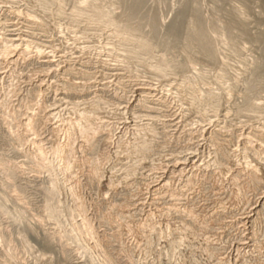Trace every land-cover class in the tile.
Returning a JSON list of instances; mask_svg holds the SVG:
<instances>
[{
  "label": "rangeland",
  "instance_id": "1",
  "mask_svg": "<svg viewBox=\"0 0 264 264\" xmlns=\"http://www.w3.org/2000/svg\"><path fill=\"white\" fill-rule=\"evenodd\" d=\"M0 1H2L0 4V23L3 22L0 24V32L5 33L9 29L8 25L14 21L11 19L8 11H12L13 7V10L19 9L26 11V9L30 8L27 5L30 4L28 2L29 0ZM51 1L50 4L52 6H48L47 12L43 13L45 15L47 14L46 20L44 18L45 23L41 19L43 26L36 27L38 28L36 32L40 33L38 39L51 40L52 38H46L44 36L55 38L63 33L60 35L63 39L60 42L58 40L55 41V45L57 44L56 47L59 50L60 48L62 49L60 53L55 55L57 56L55 60H58V55H65L64 57L62 56V59L64 63L67 62L65 64L62 63L61 66L67 65L77 70L89 71V76L85 78L84 82H89L91 85L90 87L87 85L86 88L83 87L84 90L81 89L78 93L84 94L76 96L77 98L67 95L66 100L68 102L71 101L73 104L66 106L65 111L57 112L59 114L55 117L57 120L48 119L50 122L48 120H45V122V115L50 110L48 107L52 106V109L58 105L54 100L56 97L55 92H58L59 89L57 85L52 84L53 87L51 86L47 91L44 90V92H41L38 85L40 84L39 81H41L40 74L42 73V68L32 63L29 64V60L24 63H19L17 66L1 69L4 72L1 71L3 73L1 77L3 78L0 79V158L2 160L0 161V264H101L100 262L95 263L91 259L89 248L87 249L84 246L87 241V245L92 247V241L89 238L85 239L81 234H78V239L76 238L74 234L76 233L74 230L76 225H73V223L79 220L83 221V225L91 228V233L93 229L97 233L100 241L103 240L101 242L103 248L112 257L114 264H182L184 256L189 257V264H264V209L259 217L260 224L257 227L259 230L256 229L258 234L255 233L254 225L252 228H249L250 223L245 224L241 220H237L242 216L244 218L249 213H254L253 210L250 212V209L254 205L253 202L256 203L259 197H262L264 194V180L260 181V184L259 182L247 184V176H243V174L239 175V179L241 178L239 180L240 184L243 186L242 191L243 193L245 192L244 196L246 199L248 197V199L243 204H238L240 205L239 208L231 203L228 207V203L230 202L228 198L234 192L235 186H232L229 180H225L227 179L226 175L225 181L219 176L221 174H219L217 163H215V158L218 153L220 155H227L230 152V155L231 152L233 154L234 149L237 150L238 142L236 141L240 133L238 130L242 124L245 123L244 125H248L250 124L249 122L257 125L260 122L264 124V82H258L255 85V90L251 93L248 91V84L254 79L255 71L257 70L264 74V0H142L139 8L134 11L129 9L130 0H84V2L83 0H57V3H53L55 0ZM60 1L64 3L61 4ZM58 3L63 6L62 8L60 5L62 8L60 13L57 12V8L60 7ZM84 3L87 5H84ZM6 5L7 7L9 5V7H5ZM74 7L91 8L92 13H94L93 10L96 8L103 9L108 14V19L128 29L129 34L137 41L141 40L150 44L149 55L143 54L138 59H143L144 63H147V61L167 63V66L169 65L171 69L177 72L176 74L171 71L175 74L172 75L178 79H182L187 88H192L195 92L199 90V93L203 92L202 95L207 103L205 104L204 102L205 106L202 109L206 110L207 115L217 114L218 112L214 110L218 108L216 110L218 111L225 107L228 112L225 115L226 117L220 119L214 117L211 119L216 118L215 121L210 122L207 116H201L196 112V114L189 113L188 110H184V108L187 109V106L184 104L186 102L178 96H173L174 91L171 90L170 92V88H167L165 84L148 80L149 74L144 71L146 69L138 66L140 64L132 63L127 64L126 67L118 66L104 48L109 40L107 34L105 32L102 33V30H100L102 27L90 26L85 20L72 19L70 15ZM50 13L53 15L52 17ZM45 15L43 16L45 17ZM154 18H156V22H152L151 19ZM51 20L54 25L51 23ZM199 22H202L204 35L208 39H211L214 44L216 55L218 54L216 56L217 60H206L203 58L201 54L193 50L198 45V42H189L188 40L192 34L195 35L197 29L194 30V28H196ZM72 23L74 26L71 25ZM47 26L49 28L52 27L53 30H49ZM240 26H243L244 31ZM58 28L62 29V31ZM71 28L77 33L72 32L74 30ZM75 34L79 36L82 34L81 36H85V39L87 34L88 40H79L81 41L79 44L78 40L76 42L73 38ZM232 37L234 38L232 39ZM51 42L54 43V41ZM99 46L103 47L101 48ZM84 50L85 52H82ZM195 55H197V58ZM81 64L84 65L82 66ZM225 65H228L229 68ZM194 66H198L199 68ZM206 71V74L203 73ZM20 72L23 74L20 75ZM76 72L78 71L73 72L72 74L74 75H65L63 78H71L73 76L75 77L74 81H77L76 79L78 78L81 79L80 73ZM122 72L124 73L123 76L119 77V74ZM189 74L191 75L190 77ZM118 77L120 78L119 80ZM186 79L188 83H186ZM149 81L150 85H152L150 99L149 97L143 98V100H146L145 103L140 102L139 104L138 102L137 105L136 103L132 104L130 109L124 108V105L133 103L138 98L140 94L139 90L144 87V84L147 86ZM189 81L196 82L198 85L195 83L191 85ZM141 84L143 85L141 86ZM206 84H208V87L205 86ZM221 84L223 87L221 86L220 88L219 85ZM209 87H212V89ZM222 88L226 89L223 90ZM12 90L13 92L15 91V95ZM222 91H226L227 94ZM217 95L221 96L218 97ZM38 99L41 101L39 102ZM210 99L212 100V104ZM75 102L79 103L76 104L81 109L87 107L81 103H90V107L96 111L89 118L79 116L88 128L80 127L78 134H85L90 131L89 128H92L98 134L94 142L92 143V138H89V145H86L83 139L79 138V135L72 141V145L75 146L76 156L81 160L87 161L88 164L85 162L80 163V174L75 176V178H71L65 175L63 171L53 167H49L43 170V173L37 174L41 170L37 166V163L35 165L31 163V160L33 161L35 157L33 153L34 148L33 143L27 140L32 139L31 137L38 138L37 140H41L40 143L44 147H49L56 135L48 131V126L53 123L56 124L62 119L73 117L74 110L72 107ZM219 102L221 105L224 103L226 105L224 104L220 107ZM29 105L32 108H37L36 112L39 114L36 117L37 121L43 119V123L45 122L47 125L45 124L43 126V123L38 121L39 128L37 127V132H34L36 136L30 135V138L26 137V139L22 126H19L21 120L26 117ZM210 105H212V109L209 107ZM249 105H252V110L248 107ZM90 107L89 109L92 111ZM152 107L153 109L154 107L160 108L165 112L159 116L157 115V119L153 122L146 121L148 119L147 115L155 116V114L149 113ZM118 109L121 111L124 109L123 111L126 110L127 112L120 113ZM76 110L79 109L75 108ZM245 113L247 117L244 115ZM7 116L8 121H10L9 123L8 121L7 123L4 122V118ZM97 116L98 118L96 119ZM14 117L15 119H13ZM170 117L177 120L178 125L172 122L169 123L168 121L171 120ZM127 121L129 123L126 125ZM148 122L153 125L154 134H151L152 137L148 138L151 145L144 147L145 132L143 133L142 130L136 129L137 127L140 128L146 125ZM203 124L205 125L203 126ZM205 127L208 129L207 136L203 135ZM233 128L236 129L234 130ZM185 129L187 130L185 131ZM222 129H225V131ZM232 129L234 130L233 132L231 131ZM60 134V138L63 140L62 132ZM43 136L44 139L42 138ZM48 138L50 139L49 143ZM225 140L230 142L228 144L224 143ZM25 142L31 145H26ZM228 145H231V147L229 146L232 148L231 150L230 148H226ZM17 146L21 148L19 149ZM139 147L144 148L138 151ZM218 147L220 150L217 149ZM24 151L26 152L25 154ZM189 151L198 153L199 167L193 168L192 172L188 167L186 174V171H184L180 174L175 173L170 175L166 181V186L159 193H152V185L157 184L159 182V176L165 173L167 163L164 161L169 157H178L180 154L184 152L188 153ZM250 156L253 157V154L250 153ZM239 158L240 155L237 154L236 161H231L230 167L234 168L232 171H235L239 167ZM70 160L66 158L65 164L68 165ZM205 160L208 161L205 162ZM50 161L54 162L52 160ZM92 161H96L97 163L100 161L101 163H98L102 171L100 181L95 176L92 177L89 173V165L90 163L92 164ZM258 165L261 167L262 164ZM10 169L13 170L15 175L13 173L12 176L10 175ZM23 175L24 177L27 176L29 180L22 181ZM38 176L42 177L40 178ZM188 179H193L191 181H193L194 186H185ZM109 183L110 185L111 183L115 184L113 186L111 185L112 188H109ZM52 184H54V190L57 194L54 198L48 192ZM216 184L220 185L218 186ZM252 185L253 187L251 188ZM174 191H182L184 193L183 197L182 195H175ZM254 191L255 193H253ZM250 194L253 195L251 196ZM160 198L163 200L159 201ZM163 201L167 202L171 208L176 207L177 209H172L169 215L159 214L157 211L158 203H161L159 206L160 209L163 206L166 207L162 203ZM48 202H52L55 206V211L58 212L54 216L55 219H53L54 217L52 219L51 217L49 218V214H47L48 211L45 207ZM185 208H192L194 215L191 216L186 213L184 211ZM244 208L246 209L245 211L243 210ZM220 211H223V213H220ZM150 214L153 215L152 220L154 223L150 225L149 230L139 232L136 227L146 222L144 220ZM259 214H256L255 219ZM125 217L128 221L130 220V225H119L121 218ZM46 220L47 223L45 222ZM181 223L188 225H180ZM51 226L52 230L50 229ZM183 229H186V236L182 235ZM184 237L187 245L185 246L183 244L180 247V243L183 242Z\"/></svg>",
  "mask_w": 264,
  "mask_h": 264
},
{
  "label": "bare ground",
  "instance_id": "2",
  "mask_svg": "<svg viewBox=\"0 0 264 264\" xmlns=\"http://www.w3.org/2000/svg\"><path fill=\"white\" fill-rule=\"evenodd\" d=\"M10 1H13V0H10ZM9 1V2H10ZM63 1V0H62ZM94 1V0H93ZM141 1L142 0H130V6H129V9L130 10H136V9H138L139 8V5L141 4ZM1 2L2 1H0V4H1ZM29 2V4L30 5H27V6H30V8L29 9H26V11H22V10H19V9H17V10H13L14 9V7H13V9H12V11H8V7H9V5H8V7H7V5L5 6V7H7L6 9H7V11H8V14L10 15V17H11V19L12 20H14L11 24H9L8 25V30H6V32L5 33H1L0 32V79L1 78H3V77H1V75L3 76V73L2 72H4V71H2L1 69H6V68H8V67H13V66H17L19 63H24V62H27L28 60H29V64H33V65H36V66H38L39 68H42V73L40 74V79H41V81H39L40 82V84L38 85L39 86V90L41 91V92H44V90L45 91H47V89L49 88V87H51L52 86V84H56L57 85V87L59 88H57L58 89V92L56 93L55 92V94H56V97L54 98V100L57 102V104L58 105H56L57 107L56 108H52L51 109V107H48V109L50 108V110L48 111V109H47V113H46V115H45V119H44V121L45 120H48V119H55V117H57V115H59L58 113H59V111L61 112V111H65V107L66 106H69V105H72L73 103H71V101H67L66 100V96L67 95H71V96H73V97H76V96H80L81 94L83 95L84 93H78L81 89L82 90H84V88H86V85L88 86V87H90V85H91V83H89V82H84V80H85V78H87L88 76H89V71H85V70H82V69H80V70H77V69H75V68H72V67H70V66H67V65H64V66H61V64L62 63H64V61H63V57L65 56V55H61V56H59L58 55V60L56 61L55 60V57H57V56H55V55H57L58 53H60V51H62V49L60 48V50H59V48H57L56 47V45H55V41L56 40H58V42H60L61 41V39H63L62 37H60V35L61 34H63V33H61V34H59L58 36L59 37H55V38H53V37H48V36H44V37H46V38H52L51 40H46V39H41V38H39L38 39V36L40 35V33L39 32H36V31H38V28L39 27H42L43 25L41 24L42 23V20H43V22L46 20V15L45 14H43V13H45V12H47V7L48 6H50L51 4V0H29L28 1ZM57 3V0H55V1H53V3ZM61 2V1H60ZM80 2V1H79ZM83 2H84V0H83ZM82 2V3H83ZM96 2V1H95ZM5 3V2H4ZM11 3V2H10ZM64 3V2H63ZM62 2H61V4H63ZM81 3V2H80ZM86 3H88L87 1H86ZM97 3V2H96ZM3 4V3H2ZM7 4V3H6ZM12 4V3H11ZM60 4V5H61ZM3 5H5V4H3ZM57 5V4H56ZM55 5V6H56ZM58 5H59V3H58ZM59 5V6H60ZM80 5V4H79ZM84 5H87V4H85L84 3ZM52 6V5H51ZM62 6V5H61ZM61 6L59 7V8H57V12H59L60 13V11H61V9L63 8V6H62V8H61ZM1 7H2V5H1ZM85 7V6H84ZM26 8H28V7H26ZM50 8V7H49ZM51 9V8H50ZM53 9H54V7H53ZM65 10V9H64ZM232 10V9H231ZM234 10V9H233ZM50 11H52V10H50ZM56 11V10H55ZM63 11V10H62ZM68 11V10H67ZM94 11V13H92V9L91 8H88V9H84V8H81V7H74L73 9H72V11H71V18L72 19H75V20H85L86 21V23L88 24V25H90V26H93V25H95V26H97V27H99V28H101L102 27V29H100V30H102V33L103 32H105L106 34H107V37H108V42H107V44L105 45V49H106V51H107V53L109 54V56L118 64V66L119 65H121V66H124V67H126V65L127 64H132V63H136V64H140V65H138V66H140V67H142V68H144V69H146V70H144V71H146L147 72V74H149V79L148 80H151V81H157L158 83H163V84H165V86H167V88L169 87L170 88V92H171V90L172 91H174V95L173 96H178V97H180L184 102H186V103H184L187 107V109H185L184 108V110H188L189 111V113L190 112H192V113H197V114H199V115H201V116H207L208 117V121H215V119L216 118H218V119H220V118H224V117H226L225 115H227L228 114V112H227V110H226V108L224 107V109H221V110H218V111H216V110H214L215 112H218L217 114L216 113H214L213 115L211 114V115H207V113H206V110H203L202 108L205 106L204 105V102L206 101L205 99H204V96L202 95L203 94V92L202 93H199V91H197V92H195V91H193V89L192 88H187L184 84H185V82L183 83V81H182V79H178L176 76L174 77L173 75H175V74H173L171 71H173L174 73H176L177 74V72L176 71H174L173 69H171L170 68V66L168 65L167 66V63H165V64H163L161 61L160 62H154V61H147V63H144V60L143 59H138V58H141V55H143V54H145V55H147L150 51V48H151V46H150V44H148V43H146L145 41H137L134 37H132L130 34H129V31H128V29H126V28H124L123 26H121V25H119V24H117L116 22H114L113 20H110V19H108V14L106 13V12H104V10L103 9H100V8H96V9H94L93 10ZM183 11H185V10H183ZM6 12V11H5ZM40 12V13H39ZM65 12V11H64ZM45 15V17L42 15ZM49 13V12H48ZM70 13V12H69ZM51 14V13H50ZM66 14V13H65ZM1 15V14H0ZM57 15V14H56ZM3 16V15H2ZM1 16V17H2ZM51 17L53 16L52 14L50 15ZM49 16V17H50ZM57 16H60L59 14L57 15ZM62 16V15H61ZM67 16V15H66ZM65 17V16H64ZM197 17H199V16H197ZM44 18H45V20H44ZM48 18V17H47ZM56 18V17H55ZM58 18V17H57ZM68 18V17H67ZM42 19V20H41ZM49 19H51V18H49ZM60 19V18H59ZM64 19V18H63ZM179 19V18H178ZM204 19V18H203ZM205 19H207V18H205ZM65 20H67V19H65ZM152 20V22H156V18H154V19H151ZM7 21V20H6ZM49 21V20H48ZM73 21V20H72ZM71 21V22H72ZM200 21H202V20H200ZM206 21V20H205ZM53 22H54V19H53ZM52 22V20H51V23H53ZM57 22V21H56ZM1 23H3V22H1ZM0 23V24H1ZM45 23V22H44ZM50 23V24H51ZM58 23V22H57ZM74 24H75V22H73ZM71 24V25H73L74 26V24ZM197 23V22H196ZM8 24V23H7ZM60 24V23H59ZM63 24V23H62ZM78 24V23H77ZM233 24V23H232ZM236 24V23H235ZM53 25H54V23H53ZM230 25V24H229ZM239 25H240V23H239ZM46 26V25H45ZM51 26V25H50ZM58 26V25H57ZM60 26V25H59ZM67 26V25H66ZM70 26V25H69ZM84 26V25H83ZM235 26V25H234ZM7 27V26H6ZM36 27H38V28H36ZM48 27V29L50 30V29H52V27H50L49 28V26H47ZM54 27H56V26H54ZM94 27V26H93ZM193 27V26H192ZM191 27V28H192ZM195 27V26H194ZM243 26H240V28H242ZM46 28V27H45ZM70 28V27H69ZM77 28V27H76ZM80 28V27H79ZM78 28V29H79ZM96 28V27H95ZM190 28V29H191ZM229 28H230V26H229ZM232 28V27H231ZM42 29V28H41ZM47 29V30H48ZM55 29V28H54ZM58 29H60V28H58ZM71 29H73V28H71ZM83 29V28H82ZM92 29V28H91ZM94 29V28H93ZM104 29V30H103ZM195 29H197V31H196V33H195V35H193L192 34V36L191 37H189L188 38V40H189V42H193V41H196V42H198V45L196 46V47H194L193 48V50L194 51H197V53L198 54H201V56L203 57V58H205L206 60H217L216 59V56L218 55H216V51H215V47H214V44H213V42L211 41V39H208V37H206L205 35H204V29H203V25H202V22H199L198 23V25L196 26V28H194V30ZM225 29H228V28H225ZM238 29V28H237ZM245 29V28H244ZM2 30H3V28H2ZM43 30V29H42ZM53 30V29H52ZM57 30V29H56ZM61 31H62V29H60ZM59 30V31H60ZM69 30V29H68ZM74 30V29H73ZM96 30H97V28H96ZM99 30V29H98ZM231 30V29H230ZM242 30H243V28H242ZM39 31H40V29H39ZM60 31V32H61ZM78 31V30H77ZM244 31V30H243ZM43 32V31H42ZM41 32V33H42ZM56 32V31H55ZM59 32V33H60ZM72 32H75V33H77L75 30L74 31H72ZM85 32V31H84ZM98 32V31H97ZM96 32V33H97ZM228 32V31H227ZM231 32V31H230ZM45 33V32H44ZM52 33V32H51ZM95 33V34H96ZM104 33V34H105ZM211 33V32H210ZM65 34H67V33H65ZM88 34V33H87ZM87 34H86V39L88 40V37H87ZM100 34V33H99ZM190 34V33H189ZM213 34V33H212ZM230 34H232V33H230ZM46 35V34H45ZM57 35V34H56ZM82 35V34H81ZM79 36V35H73V38L76 40V42H77V40H78V43L80 44V42L82 41V40H86L85 39V36ZM89 35V34H88ZM91 35V34H90ZM65 36V35H64ZM92 36V35H91ZM102 36V35H101ZM72 37V36H71ZM177 37V36H176ZM214 37V36H213ZM241 37H242V35H241ZM43 38V37H42ZM66 38V37H65ZM69 38V37H68ZM98 38V37H97ZM101 38V37H100ZM182 38V37H181ZM234 37H232V39H233ZM54 39V40H53ZM73 39V40H74ZM177 39V38H176ZM79 40H81V41H79ZM102 40V39H101ZM184 40H186V39H184ZM231 40V39H230ZM51 41H54V43H52ZM106 41V40H105ZM76 42H75V44H76ZM87 42V41H86ZM186 42H188V41H186ZM185 42V43H186ZM83 44H85V43H83ZM190 44V43H189ZM236 44V43H235ZM74 45V44H73ZM77 45V44H76ZM82 45V44H81ZM185 45V44H184ZM186 45H188V44H186ZM217 45V44H216ZM233 45V44H232ZM85 46V45H84ZM178 46V45H177ZM183 46V45H182ZM192 46V45H191ZM77 47V46H76ZM80 47V46H79ZM99 47H101V46H99ZM103 47V46H102ZM101 47V48H102ZM168 47V46H167ZM74 48V47H73ZM87 48V47H86ZM103 48V49H104ZM169 48V47H168ZM81 49V48H80ZM84 49V48H83ZM219 49V48H218ZM69 50V49H68ZM72 50H74V49H72ZM146 50V51H145ZM187 50V49H186ZM189 51H191V50H189ZM67 52V51H66ZM76 52V51H75ZM74 52V53H75ZM82 52H85V50L84 51H82ZM95 55V54H94ZM149 55V54H148ZM185 55V54H184ZM63 56V57H62ZM77 56H78V54H77ZM196 56V58H197V55H195ZM187 57V56H186ZM188 57H190V56H188ZM75 58V57H74ZM86 58V57H85ZM100 58V57H99ZM73 59V58H72ZM40 60V61H39ZM196 60V59H195ZM198 60V59H197ZM94 61V60H93ZM67 62V61H66ZM65 62V63H66ZM74 62V61H73ZM105 62V61H104ZM64 63V64H65ZM172 63V62H171ZM197 63V62H196ZM189 64V63H188ZM82 65V64H81ZM84 65V64H83ZM82 65V66H83ZM116 65V64H115ZM181 65V64H180ZM198 65V64H197ZM224 65V64H223ZM234 65V64H233ZM191 66H193V65H191ZM220 66V65H219ZM225 66H227L228 68H229V66L228 65H225ZM23 67V66H22ZM194 67H198V66H194ZM236 67H238L237 65H236ZM173 68V67H172ZM192 68V67H191ZM199 68V67H198ZM201 68H202V66H201ZM223 68V67H222ZM10 69V68H9ZM9 69H7L8 71H9ZM111 69V68H110ZM118 69V68H117ZM194 70H196L195 68H193ZM253 69V68H252ZM7 70H5V71H7ZM115 70V69H114ZM119 70V69H118ZM217 70V69H216ZM226 70H228V69H226ZM2 71V72H1ZM40 71V72H41ZM75 71H78V72H76V73H80V75H81V79L80 78H78V79H76L77 81H74V78L75 77H73V76H71V78L69 77H66V78H63V77H65V75H69L70 76V74H72L73 72H75ZM208 71H209V69H208ZM22 72V71H21ZM20 72V73H21ZM100 72V71H99ZM171 72V73H170ZM187 72V71H186ZM263 72V71H262ZM14 73V72H13ZM31 73V72H30ZM29 73V74H30ZM118 73V72H117ZM189 73V72H188ZM192 73H194V72H192ZM203 73H207V71L206 72H203ZM203 73H201L202 75H203ZM215 73V72H214ZM5 74V73H4ZM23 73H21L20 75H22ZM115 74V73H114ZM113 74V75H114ZM123 72L121 73V74H119V77L121 76H123ZM173 74V75H172ZM180 74V73H179ZM204 74V75H205ZM209 74V73H208ZM36 75V74H35ZM38 75V74H37ZM72 75H74V74H72ZM79 75V74H78ZM172 75V76H171ZM181 75V74H180ZM186 75H187V73H186ZM201 75V76H202ZM10 76V75H9ZM39 76V75H38ZM128 76H129V74H128ZM191 75L189 74V77H190ZM196 76H199V75H196ZM254 79L252 80V82L251 83H249L248 85V91H249V93H251L252 91H254L255 90V85L258 83V82H264V74H262L261 72H259V71H255V73H254ZM32 77V76H31ZM118 77V80L120 79ZM187 77H188V75H187ZM186 76H185V78H187ZM217 77V76H216ZM15 78V77H14ZM21 78V77H20ZM38 78V77H37ZM199 78H201V77H199ZM205 78H207L206 76H205ZM205 78H204V80H205ZM22 79V78H21ZM33 79H34V77H33ZM32 79V80H33ZM36 79V78H35ZM184 79V78H183ZM188 79V78H187ZM186 79V83H188L187 80ZM213 79V78H212ZM4 80V79H3ZM31 80V81H32ZM82 80V81H81ZM127 80V79H126ZM140 80H141V78H140ZM191 80H192V78H191ZM17 81V80H16ZM185 81V80H184ZM196 81V80H195ZM225 81V80H224ZM2 82V81H1ZM108 82V81H107ZM130 82V81H129ZM197 82H198V79H197ZM201 82V81H200ZM202 82H203V80H202ZM206 82V81H205ZM214 82H215V80H214ZM234 82V81H233ZM232 82V83H233ZM146 83H148V82H146ZM189 83L191 84V85H194V83L195 84H197L196 82H193V81H189ZM225 83V82H224ZM236 83V82H235ZM25 84V83H24ZM29 84V83H28ZM154 84V83H153ZM219 84V83H218ZM264 84V83H263ZM262 84V85H263ZM36 85V84H35ZM104 85V84H103ZM143 84H141V86H142ZM156 85H161V84H156ZM198 85V84H197ZM197 85H195V86H197ZM200 85H201V83H200ZM203 85V84H202ZM231 85V84H230ZM240 85H241V83H240ZM259 85H261V84H259ZM8 86V85H7ZM12 86V85H11ZM37 86V85H36ZM37 86V87H38ZM102 86V85H101ZM113 86V85H112ZM152 85H150V81H149V83L147 84V86H145V84H144V87L143 88H141V87H139V88H141L140 90H139V96H138V98H136V100L133 102V103H127L126 105H124L123 107L124 108H129L130 109V107H132V104H134V103H136V105H137V103L139 102V104H140V102L141 103H145L146 102V100H143V98H146V97H149L150 96V92L152 91L151 89H152V87H151ZM204 86V85H203ZM202 86V87H203ZM205 86H207L208 87V84H206ZM220 86V88H221V86H222V84L221 85H219ZM227 86V85H226ZM243 86V85H242ZM5 87V86H4ZM14 87V86H13ZM24 87V86H23ZM53 87V86H52ZM68 87H73V88H68ZM84 87V88H83ZM120 87V86H119ZM191 87H193V86H191ZM201 87V88H202ZM223 87V86H222ZM229 87V86H228ZM228 87H226V88H228ZM35 88V87H34ZM46 88V89H45ZM162 88V87H161ZM210 88V87H209ZM214 88V87H213ZM217 88V87H216ZM226 88H222L223 90L224 89H226ZM234 88V87H233ZM12 89H14V88H12ZM56 89V88H55ZM132 89V88H131ZM198 89V88H197ZM200 89V88H199ZM204 89V88H203ZM207 89V88H206ZM210 89H212V87L210 88ZM221 89V90H222ZM229 89H230V87H229ZM21 90V89H20ZM110 90V89H109ZM134 90H136V89H134ZM153 90H155L154 88H153ZM163 90V89H162ZM166 90V89H165ZM209 90V89H208ZM214 90V89H213ZM219 90V89H218ZM39 91V92H40ZM55 91V90H54ZM87 91V90H86ZM111 91V90H110ZM227 91V90H226ZM226 91H224V92H226ZM6 92V91H5ZM12 92H13V90H12ZM15 92V91H14ZM13 92V93H14ZM125 92V91H124ZM168 92H169V89H168ZM209 92V91H208ZM223 92V91H222ZM223 92V93H224ZM9 93V92H8ZM135 93V92H134ZM230 93V92H229ZM232 93V92H231ZM3 94H4V92H3ZM11 94V93H10ZM206 94V93H205ZM204 94V95H205ZM226 94H227V92H226ZM14 95H15V93H14ZM17 95V94H16ZM34 95V94H33ZM36 95V94H35ZM97 95V94H96ZM171 95V96H172ZM12 96V95H11ZM172 96V97H173ZM218 96V95H217ZM219 96H221V95H219ZM218 96V97H219ZM229 96V95H228ZM10 97V96H9ZM211 97V96H210ZM209 97V98H210ZM239 97V96H238ZM77 98V97H76ZM215 98V97H214ZM227 98H229V97H227ZM231 98V97H230ZM10 99V98H9ZM122 99V98H121ZM149 99H150V97H149ZM148 99V100H149ZM174 99V98H173ZM213 99V98H212ZM225 99H226V97H225ZM39 100V99H38ZM141 100H143V101H141ZM211 100V99H210ZM214 100V99H213ZM228 100V99H227ZM1 101V100H0ZM41 100H39V102H40ZM93 101V100H92ZM150 101V100H149ZM160 101V100H159ZM173 101V100H172ZM223 101V100H222ZM38 102V101H37ZM86 102V101H85ZM105 102V101H104ZM127 102V101H126ZM178 102V101H177ZM208 102H210V101H208ZM217 102V101H216ZM215 102V103H216ZM261 102V101H260ZM18 103V102H17ZM16 103V104H17ZM36 103V102H35ZM76 103H78V102H75V104L73 105V107H72V109L74 110L73 111V117H70V118H67V119H62L61 121H59L58 123H56V124H51L50 126H48V128H49V130L48 131H50L51 133H54L56 136H55V139L54 140H52V142L50 143V145H49V147L47 146V148L46 147H44L43 145H42V143H40V141L39 140H37L36 138H33V137H31L32 139H29V140H27V141H30V142H32L33 143V148H34V155H35V157H34V159H33V161L31 160V163L32 164H38L37 166H39L40 168V172H37V174H40V173H43V170H45V169H47V168H49V167H53V168H55V169H58V170H60V171H63L64 172V174L65 175H68V176H70L71 178H75V176H77L78 174H80V169H79V166H80V163L82 164V162H85L86 164H88V162L87 161H84V160H81V159H79L77 156H76V151H75V146L74 145H72V141L75 139V137L77 136L78 137V135H79V138H82L83 139V141H84V143L86 144V145H89L88 144V139L89 138H92V143L94 142V140L96 139V136H98V134H97V131L96 130H94V129H92V128H89L90 129V131L89 132H87V133H85V134H78L79 133V131H80V127L81 128H88V127H86L85 126V124H84V122H83V120L81 119V118H79V116H83V117H86V118H89L90 116H91V114L95 111V109L93 110V108H91L90 106H91V104L89 103V104H86V103H81V104H83L84 106H87L88 107V109H86L85 107H84V109H81L80 108V106L79 107H77L78 106V104H76ZM172 103V102H171ZM207 102H205V104H206ZM220 103V102H219ZM224 103V102H223ZM222 103V104H223ZM254 103V102H253ZM1 104V103H0ZM39 104V103H38ZM211 104H212V100H211ZM214 104V103H213ZM225 104V103H224ZM223 104V105H224ZM258 104V103H257ZM257 104H255L256 106H257ZM6 105V104H5ZM36 105V104H35ZM147 105V104H146ZM173 105V104H172ZM178 105V104H177ZM223 105H221V103H220V107L221 106H223ZM226 105V104H225ZM259 105V104H258ZM150 106V105H149ZM180 106V105H179ZM208 106V105H207ZM212 105H210L209 107H211ZM214 106V105H213ZM217 106V105H216ZM5 107V106H4ZM46 107V106H45ZM89 107L92 109V111L89 109ZM140 107V106H139ZM145 107V106H144ZM215 107V106H214ZM248 107H250L249 109L250 110H252V105H249ZM8 108H9V106H8ZM13 108V107H12ZM67 108V107H66ZM71 108V107H70ZM75 108H78L79 110H76L75 111ZM149 108V107H148ZM172 108V107H171ZM207 108V107H206ZM14 109V108H13ZM37 109V108H36ZM36 109L35 108H32V106H28V109H27V112H26V117L25 118H23L22 120H21V122H20V126L19 127H21L22 126V128H23V133H24V137L26 138H30L29 136L31 135V136H36L35 134H34V132H37L36 131V129H38L39 127H38V123L41 121L42 123H43V119L42 120H38L37 121V118L36 117H38V113L36 112ZM45 109V110H46ZM100 109V108H99ZM111 109V108H110ZM150 109V108H149ZM209 109V108H208ZM211 109H212V107H211ZM242 109V108H241ZM245 109V108H244ZM41 110V109H40ZM44 110V111H45ZM112 110V109H111ZM114 110V109H113ZM119 110V112L120 113H125V112H127L126 110L125 111H121L120 109H118ZM136 110V109H135ZM177 110V109H176ZM175 110V111H176ZM210 110V109H209ZM148 111H150V110H148ZM5 112V111H4ZM40 112V111H39ZM42 112V111H41ZM58 112V113H57ZM96 112V111H95ZM163 112H165V111H162L160 108H155L154 107V109H153V107H152V110L149 112V113H151V114H155V116L154 115H147V117H148V119H146V121H155L156 119H157V115L159 116V115H161ZM167 112V111H166ZM20 113V112H19ZM72 113V112H71ZM143 113V112H142ZM184 113H185V111H184ZM186 113H188V112H186ZM195 113V114H196ZM236 113V112H235ZM16 114V113H15ZM146 114V113H145ZM144 114V117L146 116ZM232 114V113H231ZM254 114V113H253ZM261 114V113H260ZM12 115H14V114H12ZM17 115V114H16ZM61 115H62V113H61ZM118 115H119V113H118ZM241 115V114H240ZM244 115H246V113L244 114ZM251 115V114H250ZM255 115V114H254ZM11 116V115H10ZM15 116V115H14ZM41 116H42V114H41ZM96 116V115H95ZM94 116V117H95ZM198 116V115H197ZM262 116V115H261ZM22 117V116H21ZM59 117V116H58ZM112 117V116H111ZM195 117V116H194ZM214 117H216L215 119H211V118H214ZM246 117H247V115H246ZM250 117V116H249ZM251 117H252V115H251ZM258 117V116H257ZM257 117H256V119H257ZM263 117V116H262ZM7 118V119H6ZM6 118H4L5 119V121L4 122H6L7 123V121H8V116L6 117ZM12 118V117H11ZM43 118H44V115H43ZM61 118V117H60ZM98 118V116L96 117V119ZM146 118V117H145ZM171 118V117H170ZM205 118V117H204ZM13 119H15V117L13 118ZM95 119V120H96ZM168 119V118H167ZM173 118H171V120H169L168 122L170 123V122H172L173 124H175V125H178V122H177V120H175V119H173ZM187 119V118H186ZM232 119V118H231ZM18 120V119H17ZM55 120H57V119H55ZM133 120V119H132ZM136 120V119H135ZM142 120V119H141ZM145 120V119H144ZM163 120V119H162ZM14 121V120H13ZM49 121V120H48ZM92 121H93V118H92ZM100 121H101V119H100ZM206 121H207V118H206ZM207 121V122H208ZM232 121V120H231ZM236 121V120H235ZM10 121H8V123H9ZM46 122V121H45ZM43 123L42 125L44 126L46 123ZM50 122V121H49ZM53 122V121H52ZM55 122V121H54ZM186 122H188V121H186ZM204 122V121H203ZM206 122V123H207ZM209 122V123H210ZM242 122V121H241ZM244 122H245V120H244ZM243 122V123H244ZM249 122V121H248ZM3 123V122H2ZM107 123V122H106ZM124 123V122H123ZM129 122L127 121V123H126V125L128 124ZM139 123V122H138ZM216 123V122H215ZM223 123H225L224 121H223ZM250 124H248V125H244V124H242V125H244V126H242L241 125V128L238 130L240 133L238 134V136L237 135H235V136H237V141L236 142H238L237 144H238V148H236L237 150H235L234 149V147H233V149H234V151H233V154H232V152H231V154L229 155V153H227V155L226 154H222V155H220L219 153L216 155V158H215V163H217V169H219V174H221V175H219V176H221L222 178H223V180L225 179V175H226V177H227V179H225V180H229L230 182H231V184H232V186H235V190H234V192L233 193H231L230 195H229V198H228V200L230 201L229 203H228V207L230 206V203L232 204V205H235V206H237L238 208H239V206L240 205H238V204H243L244 203V201L245 200H247L248 199V197H247V199L245 198V196H244V193H243V191H242V188H243V186L240 184V181L239 180H241V178L239 179V175H241V174H243V176H247V184H250V183H253V182H256V183H258L259 182V184L261 183L260 181H263L264 180V124H261V122L259 123V125H257V124H254L253 122L251 123V122H249ZM17 124V123H16ZM49 124V123H48ZM135 124V123H134ZM185 124V123H184ZM200 124H201V122H200ZM4 125V124H3ZM2 125V126H3ZM47 125V124H46ZM138 125V124H137ZM205 124H203V126H204ZM210 125V124H209ZM217 125V124H216ZM235 125V124H234ZM6 126V125H5ZM136 126V125H135ZM134 126V127H135ZM139 126V125H138ZM186 126H187V124H186ZM201 126V125H200ZM211 126V125H210ZM209 126V127H210ZM238 126H240V125H238ZM8 127V126H7ZM12 127V126H11ZM38 127V128H37ZM172 127V126H171ZM189 127V126H188ZM187 127V128H188ZM197 127V126H196ZM208 127V126H207ZM216 127V126H215ZM236 127V126H235ZM154 127H153V125L151 124V123H146V125H143L142 127H137V129L136 130H138V129H140V130H142L143 131V133H144V135L146 136L145 137V145H144V147H148L149 145H151V142L148 140V138H151L152 137V135L151 134H154V129H153ZM167 128V127H166ZM184 128H185V126H184ZM201 128H202V126H201ZM217 128V127H216ZM221 128V127H220ZM224 128V127H223ZM18 129V128H17ZM133 129V128H132ZM176 129H178V128H176ZM182 129V128H181ZM212 129V128H211ZM215 129V128H214ZM234 129V128H233ZM231 130L232 132L236 129H234V130ZM16 130V129H15ZM22 130V129H21ZM20 130V131H21ZM42 130H43V127H42ZM47 130V129H46ZM135 130V129H134ZM187 129H185V131H186ZM199 130V129H198ZM207 130L208 129H206V127H205V129L203 130V135H205V136H207ZM223 130V129H222ZM10 131V130H9ZM18 131V130H17ZM41 131V130H40ZM167 131V130H166ZM216 131V130H215ZM220 131V130H219ZM223 131H225V129L223 130ZM228 131V130H227ZM230 131V132H231ZM237 131V132H238ZM39 132V131H38ZM62 132V136H63V140L60 138V133ZM191 132V131H190ZM200 132V131H199ZM13 133H14V131H13ZM17 133V132H16ZM40 133V132H39ZM156 133V132H155ZM170 133V132H169ZM201 133V132H200ZM213 133V132H212ZM219 133V132H218ZM225 133V132H224ZM223 133V134H224ZM228 133V132H227ZM47 134H48V132H47ZM158 134V133H157ZM159 134H161L160 132H159ZM175 134V133H174ZM191 134V133H190ZM214 135H215V133H213ZM15 135H17V134H15ZM39 135V134H38ZM150 135V136H149ZM172 135V134H171ZM179 135V134H178ZM196 135V134H195ZM210 135H212V134H210ZM227 135H230V134H227ZM231 135H232V133H231ZM13 136V135H12ZM40 136H42V135H40ZM5 137V136H4ZM15 137V136H14ZM157 137V136H156ZM201 137H202V135H201ZM223 137V136H222ZM8 138V137H7ZM11 138V137H10ZM18 138V137H17ZM24 138V139H25ZM26 138V139H27ZM43 139H44V136L42 137ZM41 138V139H42ZM180 138V137H179ZM202 138H204V137H202ZM206 138V137H205ZM210 138H211V136H210ZM194 139V138H193ZM207 139V138H206ZM49 138H48V143H49ZM204 140V139H203ZM224 140V139H223ZM227 140V139H226ZM225 140V142L224 143H229L230 141H226ZM11 141V140H10ZM19 141V140H18ZM200 141V140H199ZM212 141V140H211ZM75 142V141H74ZM73 142V143H74ZM154 142V141H153ZM190 142V141H189ZM208 142V141H207ZM12 143V142H11ZM18 143V142H17ZM16 143V144H17ZM21 143H22V141H21ZM26 143V142H25ZM105 143H107V142H105ZM195 143V142H194ZM196 143H198V142H196ZM221 143H223L222 141H221ZM223 143V144H224ZM231 143H233V142H231ZM27 144H29V143H26V145ZM201 144V143H200ZM199 144V145H200ZM236 144V143H235ZM236 144V145H237ZM24 145V144H23ZM29 145H31V144H29ZM93 145V144H92ZM107 145V144H106ZM219 145H221V144H219ZM233 145H234V143H233ZM20 146V145H19ZM211 146V145H210ZM214 146V145H213ZM216 146V145H215ZM231 147V145H228V147H226V148H230ZM144 147H139L138 148V151H141ZM194 147H196V146H194ZM221 147V146H220ZM237 147V146H236ZM17 148H19L18 146H17ZM21 148V147H20ZM19 148V149H20ZM24 148H26L25 146H24ZM108 148V147H107ZM192 149V148H191ZM199 149V148H198ZM218 150H220V148L218 147L217 148ZM232 148H230V150H231ZM27 150V149H26ZM160 150V149H159ZM200 150V149H199ZM198 150V151H199ZM20 151V150H19ZM22 151H23V149H22ZM103 151V150H102ZM104 151H105V149H104ZM167 151V150H166ZM197 151V152H198ZM224 151V150H223ZM170 152V151H169ZM215 152V151H214ZM221 152V151H220ZM228 152V151H227ZM26 152L24 151V154H25ZM212 153V152H211ZM226 153V152H225ZM250 153H252L253 154V157H249V154ZM23 154V153H22ZM238 154V155H240V158L238 159L239 160V162H238V165H239V167H237V169L235 170V171H232V169H234V168H231L230 167V164H231V161H236L235 160V158H236V155ZM1 155V154H0ZM27 155H28V153H27ZM26 155V156H27ZM164 155V154H163ZM169 155V154H168ZM171 155V154H170ZM105 156V155H104ZM165 156H167V155H165ZM176 156V155H175ZM178 156V155H177ZM228 156V157H227ZM25 157V156H24ZM169 157V156H168ZM211 157V156H210ZM215 157V156H214ZM66 158H68V159H71L70 160V163L68 164V165H66L65 164V162H66ZM231 158V159H230ZM252 158V159H251ZM202 159V158H201ZM26 160V159H25ZM50 160H52V161H54L55 162V164H54V162H51ZM96 160V159H95ZM164 160H166V159H164ZM0 161H2L1 160V158H0ZM39 163H38V162ZM206 161H208V160H205V162ZM227 161V162H226ZM3 162L5 163V161L3 160ZM19 162V161H18ZM164 162H166L167 163V166H166V169H165V173L164 174H162V175H160L159 176V182L157 183V184H153L152 185V187H151V192L152 193H155V194H157V193H159L165 186H166V181H167V179H168V177L170 176V175H173V174H175V173H178V174H180V173H183L184 171H186V169H188V167H189V169H190V171L192 172V169L193 168H197V167H199V155H198V153H196V152H184V153H182V154H180L178 157H174V156H172V157H169V158H167V160L166 161H164ZM202 162V161H201ZM213 162V161H212ZM12 163V162H11ZM24 163V162H23ZM26 163V162H25ZM27 163H28V161H27ZM30 163V162H29ZM30 163V164H31ZM98 163H100V161H98ZM96 161H92V164L90 163V165H89V173L92 175V177L93 176H95L99 181H100V179L102 178V171H101V167L99 166L100 164H98ZM209 163H211V162H209ZM234 163V162H233ZM16 164H17V162H16ZM15 164V165H16ZM86 164H84V165H86ZM258 164H262L261 165V167H260V165H258ZM14 165V164H13ZM22 165V164H21ZM45 165H47V166H45ZM83 165V166H84ZM236 165V164H235ZM23 166V165H22ZM27 166V165H26ZM30 166V165H29ZM200 166H201V164H200ZM209 166V165H208ZM215 166V165H214ZM237 166V165H236ZM13 167V166H12ZM82 167V166H81ZM202 167V166H201ZM205 167V166H204ZM211 167V166H210ZM234 167V166H233ZM14 168H16V167H14ZM13 168V169H14ZM38 168V167H37ZM207 168V167H206ZM1 169V168H0ZM4 170H5V168H3ZM6 169H8V168H6ZM16 169H18V168H16ZM27 169V168H26ZM31 169H32V167H31ZM36 169V168H35ZM185 169V170H184ZM212 169V168H211ZM37 170V169H36ZM209 170V169H208ZM35 171V170H34ZM194 171V170H193ZM216 171V170H215ZM6 172V171H5ZM17 172V171H16ZM19 172V171H18ZM27 172V171H26ZM226 172V173H225ZM12 173H13V170H11L10 169V175L12 176ZM187 173V171L185 172V174ZM215 173H217V172H215ZM214 173V174H215ZM14 174V173H13ZM26 174V173H25ZM24 174V175H25ZM29 174V173H28ZM218 174V173H217ZM15 175V174H14ZM13 175V176H14ZM24 175H23V179H22V181H28L29 180V178H27V176L26 177H24ZM31 176V175H30ZM36 176V175H35ZM215 176V175H214ZM218 176V177H219ZM29 177V176H28ZM38 177H40V176H38ZM42 177V176H41ZM40 177V178H41ZM216 177V176H215ZM217 177V178H218ZM76 178H78V177H76ZM216 178V179H217ZM20 179V178H19ZM44 179H45V177H44ZM104 179V178H103ZM107 179V178H106ZM34 180V179H33ZM36 180V179H35ZM191 180H193V179H188L187 181H186V184H185V186L187 187V186H192L193 185V181H191ZM194 180H196V179H194ZM224 180V181H225ZM245 180V179H244ZM21 181V182H22ZM78 181V180H77ZM104 181V180H103ZM102 181V182H103ZM111 181V180H110ZM114 181V180H113ZM214 181V180H213ZM218 181V180H217ZM120 182V181H119ZM195 182V181H194ZM215 182V181H214ZM223 182V181H222ZM222 182H221V184H222ZM230 182H227V183H230ZM13 183V182H12ZM213 183V182H212ZM25 184H27V183H25ZM24 184V185H25ZM113 184H115V183H111V185L113 186ZM223 184H224V182H223ZM231 184H229V185H231ZM109 185H110V183H109ZM108 185V186H109ZM111 185L109 186V188L111 187ZM117 185V184H116ZM215 185V184H214ZM216 185H218V184H216ZM220 185V184H219ZM218 185V186H219ZM119 186V185H118ZM194 186V185H193ZM213 186V185H212ZM223 186V185H222ZM247 186V185H246ZM256 186V185H255ZM258 186V185H257ZM261 186V185H260ZM115 187H117V186H115ZM224 187V186H223ZM253 187V185L251 186V188ZM112 188V187H111ZM222 188V187H221ZM225 188H226V186H225ZM50 190L48 191L49 192V194L52 196V198H54V197H56L57 196V194H56V191L54 190V184H52L51 186H50V188H49ZM115 189V188H114ZM219 189V188H218ZM254 189V188H253ZM113 190V189H112ZM220 190H223V189H220ZM232 190V189H231ZM251 190V189H250ZM183 191V190H182ZM182 191H180V192H178V191H174V194L176 195V194H178V195H182V197H183V195H184V193H182ZM245 191V190H244ZM249 191V190H248ZM9 192V191H8ZM259 192V191H258ZM210 193V192H209ZM247 193V192H246ZM253 193H255V191L253 192ZM173 194V196L176 198V196ZM223 194V193H222ZM4 195V194H3ZM217 195V194H216ZM221 195V194H220ZM251 196L253 195V194H250ZM249 196V195H248ZM256 197H257V195H255ZM259 196V195H258ZM178 197V196H177ZM181 197V196H180ZM256 197H254L255 199H257ZM6 199V198H5ZM144 199V198H143ZM181 199V198H180ZM140 200V199H139ZM163 199H159V201H162ZM233 201V202H232ZM153 203H154V200H153ZM162 203H164L165 205H166V207H161V209L159 208V206L161 205V203H158V212H159V214H161V215H169L170 214V212H171V210L172 209H177L176 207H173V208H171L169 205H168V203L167 202H165V201H163ZM254 203V205H253V207H252V209H250V212H252V210H253V214L251 213H249V212H247V213H249V215H247V216H245L244 218H239V219H237L238 221L239 220H241V222L242 223H245V224H248V223H250V226H249V228H252L253 227V225H254V227H255V233L256 234H258L257 233V230L256 229H258L259 230V228H257L258 227V225L260 224V221H259V217H260V215L262 214V212H263V209H264V194H263V196L262 197H259V200L255 203V202H253ZM45 204H46V202H45ZM140 204H141V202H140ZM143 204V203H142ZM248 204H249V202H248ZM250 204H251V201H250ZM247 205V204H246ZM252 205V204H251ZM139 206V205H138ZM152 206V205H151ZM242 206V205H241ZM227 207V208H228ZM247 207V206H246ZM46 210L48 211V213L47 212H45V213H47V214H49V218L51 217V219L56 215V213H58L57 211H55V206L52 204V202L51 203H49L48 202V204L46 205ZM227 208H226V210H227ZM251 208V207H250ZM5 209V208H4ZM223 209H225V208H223ZM229 209V208H228ZM231 209V208H230ZM235 209H237V208H235ZM3 210V209H2ZM58 210V209H57ZM233 210V209H232ZM244 211L246 210L245 208L243 209ZM186 213H188L189 215H191V216H193L194 215V211H193V209L192 208H185V210H184ZM219 211V210H218ZM239 211V210H238ZM241 211V210H240ZM248 211V210H247ZM215 212V211H214ZM213 212V213H214ZM235 212V211H234ZM243 212V211H242ZM220 213H223V211L221 212L220 211ZM260 213V214H259ZM246 214V213H245ZM256 214H259L258 215V217L255 219V216H257ZM9 215V214H8ZM7 216V215H6ZM60 216V215H59ZM153 215L152 214H150V215H148L147 216V218L144 220V221H146V222H144L142 225H138L137 227H136V229L139 231V232H144V231H146V230H149V227H150V225H152V223H154V221L152 220L153 219V217H152ZM9 217V216H8ZM57 217V216H56ZM61 217V216H60ZM6 218V217H5ZM75 218V217H74ZM73 218V220L75 221V219ZM10 219V218H9ZM53 219H55V217L53 218ZM48 220V219H47ZM47 220L45 221L46 223H47ZM234 220V219H233ZM15 221V220H14ZM72 221V220H71ZM50 223H52V222H50ZM18 224V223H17ZM72 224V223H71ZM19 225V224H18ZM44 225H46L45 223H44ZM70 225V224H69ZM73 225H76L75 226V231H76V233H74L75 235H76V238L78 239V234H81L85 239H90L91 241H92V247H90L89 245H87V241H86V244L84 245L87 249L89 248V251H90V253L89 254H91V259H93V261L95 262V263H101V264H114V262H113V259H112V257L108 254V252H105V249L103 248V244L101 243L102 241H100L99 239H98V235H97V233L92 229V233H91V228L89 227V226H87V225H83V221L82 220H79V221H75L74 223H73ZM119 225H130V220L128 221L127 220V218L125 217V218H121V222L119 223ZM180 225H188V224H186V223H181ZM37 226V225H36ZM41 226V225H40ZM56 226H59V225H56ZM72 226V225H71ZM261 227V226H260ZM35 228V227H34ZM50 228V227H49ZM60 228V227H59ZM247 228V227H246ZM43 229V228H42ZM51 230H52V226H51V228H50ZM26 230V229H25ZM55 230V229H54ZM57 230V229H56ZM28 231V230H27ZM71 231H72V229H71ZM60 232V231H59ZM98 232V231H97ZM57 233V232H56ZM99 233V232H98ZM53 234V233H52ZM29 235H30V233H29ZM100 235V234H99ZM182 235L183 236H186V229H183V231H182ZM74 237V236H73ZM101 237V236H100ZM247 238V237H246ZM76 239V240H77ZM0 241H1V239H0ZM54 241V240H53ZM0 244H1V242H0ZM78 244V243H77ZM187 245V243H186V239H185V237H184V239H183V242H181L180 243V247L182 246V245ZM246 244V243H245ZM82 245V244H81ZM244 245V244H243ZM3 246V245H2ZM47 246V245H46ZM184 246V247H185ZM50 249V248H49ZM5 250V249H4ZM47 250H48V248H47ZM5 253H6V251H5ZM60 256V255H59ZM9 257V256H8ZM188 258L189 257H187V256H184V259L182 260V264H189V262H188ZM7 259V258H6ZM61 259V258H60ZM67 261V260H66ZM13 262V261H12ZM93 262V263H94ZM7 263V262H6Z\"/></svg>",
  "mask_w": 264,
  "mask_h": 264
}]
</instances>
